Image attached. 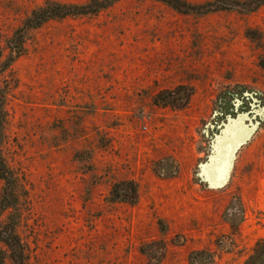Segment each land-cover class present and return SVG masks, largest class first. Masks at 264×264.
Instances as JSON below:
<instances>
[{"label": "rangeland", "instance_id": "rangeland-1", "mask_svg": "<svg viewBox=\"0 0 264 264\" xmlns=\"http://www.w3.org/2000/svg\"><path fill=\"white\" fill-rule=\"evenodd\" d=\"M46 1L86 0H0L2 47ZM24 41L0 73L24 264H189L195 250L246 264L264 238V5L183 13L119 0ZM169 90L171 104L154 101ZM248 135L228 181L209 186L204 173L220 178ZM121 181L134 202L112 198ZM0 264H11L3 242Z\"/></svg>", "mask_w": 264, "mask_h": 264}, {"label": "trees", "instance_id": "trees-1", "mask_svg": "<svg viewBox=\"0 0 264 264\" xmlns=\"http://www.w3.org/2000/svg\"><path fill=\"white\" fill-rule=\"evenodd\" d=\"M119 0H86L83 3H59L46 1L43 5L31 11L25 19L23 26L17 29L6 41L5 47L0 44V73L6 70L15 58L22 55L25 51L24 36L26 31L38 28L45 22L52 19H63L65 17L96 15L100 11L110 7ZM168 4L179 12L208 13L216 10H225L227 8H241L254 11L264 5V0H214L201 5H191L183 0H159ZM4 51L7 58L4 60ZM182 88V87H181ZM173 95L174 92L161 91L154 101L160 105L171 104L168 99H162L164 94ZM185 98L180 100L182 105H186L190 98L189 92ZM4 139V110L0 104V180L3 182L0 193V215L7 213L6 221L0 219V242H3L8 249V255L11 264H24L26 251L16 234L17 212L20 204L21 194L24 185L21 176L9 165L2 154L1 144ZM113 199L126 202H134L137 197L136 185L132 181H121L116 183L112 190ZM264 258V238L259 240L254 248L253 255L246 261V264H259ZM189 264H211L212 256L204 250H195L189 254Z\"/></svg>", "mask_w": 264, "mask_h": 264}, {"label": "water", "instance_id": "water-1", "mask_svg": "<svg viewBox=\"0 0 264 264\" xmlns=\"http://www.w3.org/2000/svg\"><path fill=\"white\" fill-rule=\"evenodd\" d=\"M250 138V135H248L244 140L240 141L239 143H237L231 150L230 153V157L228 160V164L227 167L225 169L224 174L220 177V178H212L210 175H207L206 173H204L203 178L204 180L207 182V184L211 187H221L223 186L229 179V174H230V168L233 164V159L235 157L236 152L238 151L239 148H241V146ZM216 143V142H215ZM218 145H214V148L216 150ZM211 157H213V155H211L209 157V160L211 159ZM214 159V158H213ZM211 161V160H210Z\"/></svg>", "mask_w": 264, "mask_h": 264}, {"label": "bare ground", "instance_id": "bare-ground-1", "mask_svg": "<svg viewBox=\"0 0 264 264\" xmlns=\"http://www.w3.org/2000/svg\"><path fill=\"white\" fill-rule=\"evenodd\" d=\"M221 164H222V163H221ZM221 164H220V165H221ZM222 165H224V164H222ZM218 168H219V167H218ZM222 170H223V169H222ZM219 173H220V172H219ZM217 177H218V176H217Z\"/></svg>", "mask_w": 264, "mask_h": 264}]
</instances>
